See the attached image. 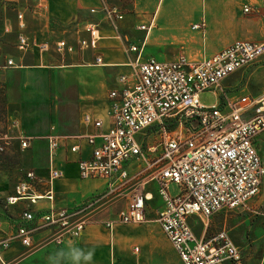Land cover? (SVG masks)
I'll use <instances>...</instances> for the list:
<instances>
[{"label": "crops", "instance_id": "obj_1", "mask_svg": "<svg viewBox=\"0 0 264 264\" xmlns=\"http://www.w3.org/2000/svg\"><path fill=\"white\" fill-rule=\"evenodd\" d=\"M15 1L17 10H24V30L38 42L49 41L51 50L45 53L37 49L18 50L15 46L17 10L15 16H7L13 29L8 33L15 35H6L4 27L0 44L12 42L13 57L9 58L15 66L5 68L0 79V94L5 96L6 122L3 124L10 137L7 143H16L22 133L30 142L25 149L14 144V148L23 152L20 160L0 167L2 197L14 193L16 183L28 170L33 169L41 178H47V136H88L110 125L109 93L122 86L121 75H128L131 82L138 67V55L139 61L150 56L161 61L180 56L198 60L217 53L237 39L264 42V0ZM112 5L126 11L117 31L101 13L90 12L91 8L101 10ZM246 6H249L247 11ZM93 21L101 22L97 49L86 48L64 55L54 50L57 40L77 44L81 38H87L84 25ZM199 22H204L203 27L193 28ZM141 25L147 29H141ZM131 45L142 46L141 52L130 51ZM97 54L103 58L102 65H93ZM222 87L229 98L246 94L251 98L264 97V63L237 70L223 81ZM85 114H90L93 120L101 119L103 126L97 128L93 123H85ZM76 142L81 149L71 152L70 145ZM91 150L85 139H70L61 145L54 164L63 170L64 176L54 180L50 187L39 186L40 193L51 188L53 199L40 198L30 205L31 209L73 207L103 192L107 187L105 178H82L79 174L77 161L89 156ZM3 201L0 199V234L23 222L22 212L28 203L21 199L14 205H5ZM159 204L160 199L155 196L145 222L124 224L112 217L127 201L103 199L88 213L87 225L78 238L56 244L50 240V231L42 230L34 235L32 250L15 242L0 253V264H182L157 221ZM109 219L114 220L111 228L102 224ZM197 221V217H190L198 236L209 237L225 229L244 254L242 264H264V209L248 204L230 212L221 211L212 215L200 230L195 228ZM220 264L236 263L224 260Z\"/></svg>", "mask_w": 264, "mask_h": 264}, {"label": "built area", "instance_id": "obj_2", "mask_svg": "<svg viewBox=\"0 0 264 264\" xmlns=\"http://www.w3.org/2000/svg\"><path fill=\"white\" fill-rule=\"evenodd\" d=\"M18 8L16 7L15 10ZM245 11L249 10L246 6ZM92 14L101 13L117 31L124 19L118 5L104 9L91 8ZM18 31L16 47L20 51L51 50L49 41H36L24 29V10H17ZM204 22L193 25L200 29ZM101 22L84 25L87 38L77 44L66 39L55 42L60 55L86 48L97 49L101 40ZM141 29H147L145 25ZM12 32V25L5 26ZM142 46L131 45L130 51L141 52ZM129 76L121 75L122 86L109 93L107 114L110 125L88 136H47L49 172L41 178L35 170L26 171L14 187V193L2 197L5 205L27 200L22 212L23 222L0 234V253L19 242L25 248L35 247L34 235L50 231V240L61 244L65 239L78 238L88 222V213L103 199H124L117 220L124 224H140L147 220V210L155 196L160 199L156 218L163 232L179 254L182 264H220L230 260L242 264L244 254L230 233L219 230L209 237L198 236L190 217L208 224L212 215L247 206L259 194L264 179V163L256 140L264 133V97L241 95L229 98L223 81L237 70L255 63H264V42L237 39L217 53L193 60L185 56L161 61L150 56L139 61ZM97 54L93 65H102ZM15 66L12 58L0 64V79L5 68ZM210 91L216 102L205 105L200 94ZM83 121L103 126L101 119L93 120L85 114ZM14 126L17 121L14 120ZM10 137L0 136V152ZM21 148L29 146L30 138L19 134ZM70 139H85L92 147L89 156L77 161L82 178L101 177L107 180L106 189L73 207L48 211H34L30 205L40 198L53 199L51 188L40 193L39 186L49 187L64 176L54 164L57 149ZM78 142L70 145L71 152H79ZM177 185L175 193L169 186ZM107 228L114 221L105 222ZM2 225L0 219V226Z\"/></svg>", "mask_w": 264, "mask_h": 264}, {"label": "rangeland", "instance_id": "obj_3", "mask_svg": "<svg viewBox=\"0 0 264 264\" xmlns=\"http://www.w3.org/2000/svg\"><path fill=\"white\" fill-rule=\"evenodd\" d=\"M15 2H16L15 0H0V40L3 39L4 27L8 24H11L12 22L7 16L11 14L15 16V13H16V10H15L16 3ZM123 11L126 12L125 10ZM7 34H14V33L7 32L6 35ZM15 46H16V43H15ZM12 49H13L12 42H10L9 44H2V45L0 44V64L4 63L9 57H13ZM200 100L205 105H211L212 103L216 102V96L210 91H204L200 94ZM5 122H6L5 96L0 94V136L3 134L8 135V128L3 124ZM259 139H260V142H259L258 148H259V152L263 158V163H264V133L261 135ZM14 144H17V145L20 144V140L18 139L17 142ZM14 144L5 143V150L0 152V167H7L11 164H15L17 161L20 160L21 154L23 152L19 148L18 150L14 148L15 146ZM169 190L170 192L175 193L177 190V185L171 184L169 186ZM248 204L254 207L256 206L260 209H264V179H263L259 194L256 195L251 200H249L247 205ZM222 212H230V210H224ZM112 218L114 220L117 219V215L113 216ZM114 220L109 219V220L104 221L102 224L105 227H107L105 222L114 221ZM203 225H204L203 220L198 218L195 228L197 230H200Z\"/></svg>", "mask_w": 264, "mask_h": 264}, {"label": "clouds", "instance_id": "obj_4", "mask_svg": "<svg viewBox=\"0 0 264 264\" xmlns=\"http://www.w3.org/2000/svg\"><path fill=\"white\" fill-rule=\"evenodd\" d=\"M86 259H88L89 257H85Z\"/></svg>", "mask_w": 264, "mask_h": 264}]
</instances>
